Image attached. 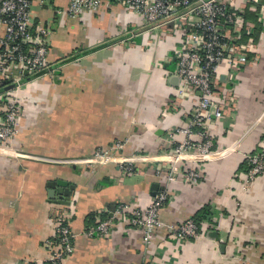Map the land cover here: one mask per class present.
<instances>
[{
	"label": "crops",
	"instance_id": "0c3cea01",
	"mask_svg": "<svg viewBox=\"0 0 264 264\" xmlns=\"http://www.w3.org/2000/svg\"><path fill=\"white\" fill-rule=\"evenodd\" d=\"M68 3L31 0L34 24L51 29L52 71L22 94L14 153L0 149V264H44L59 215L74 235L64 264H264V170L242 186L245 154L264 144V0H230L249 63L235 80L220 65L216 99L232 89L235 107L211 125L212 152L182 162L200 168V181L178 175L160 211L169 223L199 215L200 236L176 240L160 228L148 253L142 231L127 224L106 236L89 231L119 203L147 208L162 183L157 167L172 163L168 152L185 137L176 129L191 100L174 74L183 31L146 24L119 4L70 18ZM101 150L110 156L96 157ZM57 180L69 195L57 185L49 195Z\"/></svg>",
	"mask_w": 264,
	"mask_h": 264
},
{
	"label": "built area",
	"instance_id": "2783aa9c",
	"mask_svg": "<svg viewBox=\"0 0 264 264\" xmlns=\"http://www.w3.org/2000/svg\"><path fill=\"white\" fill-rule=\"evenodd\" d=\"M110 4L124 6L139 16L144 23L173 30H182L181 47L177 49L175 76L180 96L190 99L191 107L185 113L186 125L177 128L185 137L174 143L169 150L170 165L157 167L156 176L162 180L154 197L145 209L119 203L110 216L97 218L89 231L97 236L108 235L115 226L127 224L140 229L147 253L152 239L160 228L169 230L176 240L200 236L199 225L194 216L179 223H169L160 216L161 209L173 195L170 184L179 175L188 184H197L202 175L200 168L183 164L195 156H208L214 146L211 125L229 114L235 107L234 91L224 90L218 97L219 71L221 64L227 66L225 78L235 80L238 70L249 63V46L239 43L241 17L232 10L230 0H69L66 14L77 18L84 12H93ZM51 29L32 21L31 0H0V149L14 153L11 143L18 133L22 94L27 85L39 76L48 74L52 68L48 60V39ZM19 69L20 76L13 75L9 68ZM27 74V79L21 75ZM194 129V130H193ZM175 134L170 132L167 140L173 144ZM116 147H119L118 145ZM107 158L108 150L94 154ZM247 170L242 186L248 188L264 170V144L245 154ZM124 173L132 166H122ZM73 231L67 218L55 219L52 235L45 240L48 250L44 264H64L73 249ZM149 264V263H142Z\"/></svg>",
	"mask_w": 264,
	"mask_h": 264
},
{
	"label": "water",
	"instance_id": "95a60500",
	"mask_svg": "<svg viewBox=\"0 0 264 264\" xmlns=\"http://www.w3.org/2000/svg\"><path fill=\"white\" fill-rule=\"evenodd\" d=\"M55 185H57L58 186V192L60 193V194H65L66 196L67 195H69L70 194V190H65L64 189V187H66L67 185H66V182H63V181H61V180H57V182H50L49 184H48V186H49V195L51 196L52 194H53V188H54V186ZM60 202H65V201H62V200H60Z\"/></svg>",
	"mask_w": 264,
	"mask_h": 264
},
{
	"label": "trees",
	"instance_id": "16d2710c",
	"mask_svg": "<svg viewBox=\"0 0 264 264\" xmlns=\"http://www.w3.org/2000/svg\"><path fill=\"white\" fill-rule=\"evenodd\" d=\"M25 78H27V77H25ZM4 85H5V83H0V90L4 87ZM195 218V220H196V222L197 221H199V215H198V217L196 216V217H194ZM198 223V222H197ZM199 229H200V226H199ZM199 231H201V229L199 230Z\"/></svg>",
	"mask_w": 264,
	"mask_h": 264
}]
</instances>
